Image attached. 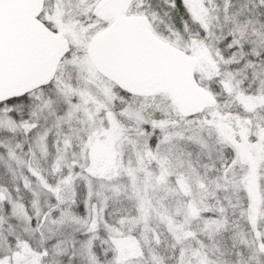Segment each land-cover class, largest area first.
<instances>
[{"label":"snow or ice","instance_id":"6c2138e0","mask_svg":"<svg viewBox=\"0 0 264 264\" xmlns=\"http://www.w3.org/2000/svg\"><path fill=\"white\" fill-rule=\"evenodd\" d=\"M0 264H264V0H0Z\"/></svg>","mask_w":264,"mask_h":264}]
</instances>
